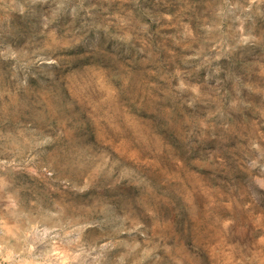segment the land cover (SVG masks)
<instances>
[{"label":"rangeland","instance_id":"rangeland-1","mask_svg":"<svg viewBox=\"0 0 264 264\" xmlns=\"http://www.w3.org/2000/svg\"><path fill=\"white\" fill-rule=\"evenodd\" d=\"M0 264H264V0H0Z\"/></svg>","mask_w":264,"mask_h":264}]
</instances>
